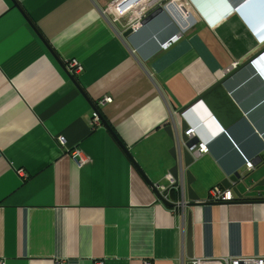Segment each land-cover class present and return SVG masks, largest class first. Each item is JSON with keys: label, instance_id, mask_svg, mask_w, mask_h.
<instances>
[{"label": "crops", "instance_id": "1", "mask_svg": "<svg viewBox=\"0 0 264 264\" xmlns=\"http://www.w3.org/2000/svg\"><path fill=\"white\" fill-rule=\"evenodd\" d=\"M116 1L0 0V262L186 264L188 213L194 259L264 260V0H181L197 22L167 48L170 15L124 38ZM195 102L192 187L204 201L240 173L241 198L166 208V128Z\"/></svg>", "mask_w": 264, "mask_h": 264}, {"label": "built area", "instance_id": "2", "mask_svg": "<svg viewBox=\"0 0 264 264\" xmlns=\"http://www.w3.org/2000/svg\"><path fill=\"white\" fill-rule=\"evenodd\" d=\"M109 11H113L117 17L126 18L129 17V27L128 29H138L143 21L152 13L156 12L157 10H162L163 12L170 15L172 20L176 23L177 27L180 30L179 35L174 36L171 39V42H175L181 36L182 32L190 30L193 26L196 25V16L190 10L189 6L185 1L181 0H118L112 6L109 7ZM179 11H183L185 16L179 14ZM186 23L187 27L183 29V24ZM171 44H166L164 48H167ZM237 65H233L230 69H227L224 72V75L231 73L234 69H236ZM67 69L73 76H78L82 72V65L76 59H72L67 63ZM112 100L110 98H105L102 103H111ZM92 127H97L100 125V116L98 112H95L93 115ZM178 127V126H177ZM185 136H187L190 140L196 139L195 130L190 128L185 132ZM177 138V154H176V164L180 167V179L184 178V169L182 166V157L180 153V145H182V132L177 131L176 133ZM60 145H65V139L63 137L59 138ZM192 158L194 160L202 157L209 153V146L204 142H197L195 143L192 148L190 149ZM73 157H79V163H85L86 161L82 158V155L78 151H74L72 153ZM246 169L248 171H253L255 169V163L253 161H247ZM170 188H174L178 190L179 193L182 192L183 189V182L182 180H176L173 175L169 176ZM157 187V186H156ZM165 191V190H164ZM162 191L161 193H163ZM183 193V192H182ZM235 201V196L233 190L225 189L220 186H215L211 188L208 192V197L206 200L201 201L202 204H224L230 203ZM244 263H256V264H264V260H244ZM240 261H225V264H239ZM0 264H4L0 262ZM150 264V263H146ZM183 264H185L183 262ZM186 264H211V260H204V259H189Z\"/></svg>", "mask_w": 264, "mask_h": 264}, {"label": "water", "instance_id": "3", "mask_svg": "<svg viewBox=\"0 0 264 264\" xmlns=\"http://www.w3.org/2000/svg\"><path fill=\"white\" fill-rule=\"evenodd\" d=\"M162 13H163V11L160 9L157 10L156 12L152 13L143 21L142 25L143 26L148 25L150 22H152L153 20L158 18V16H160ZM134 31H135V29H128L124 33V38L129 37L132 33H134ZM171 43L172 42L170 40L167 43H165L164 45H162V47L164 48V46L166 44H171ZM263 53H264V47L261 49L259 54H263ZM253 62H254V58L249 59L244 65H240V66L237 65L234 72L241 70L242 68H244L247 65L252 64ZM197 103L198 102H195L194 104H192L188 107H184L183 109H180L177 113L178 117L182 120L181 127H180L181 132H182V145H180L179 151H180L181 157H182V166L184 169V174H183L184 178L180 179V173H179L180 167L177 164L171 170V174L173 175V177L176 180H182V182H183L182 192L183 193L182 192L179 193L178 190L175 189L177 184L174 186V188H169L166 191H164L163 193L157 191L158 199L166 208L184 210V209L204 205V204L200 203L201 202L200 198L198 197V195L196 194V192L194 191V189L192 187L194 182H195V178L189 170L190 166L194 163V159L192 158L190 149L192 148V146L195 143L199 142V140L197 138L194 140H190L187 136H185V132L189 129V125H188L185 117L189 114V112L191 110H193L192 108ZM177 129H178V127H177L175 122H171L170 125L166 128V133L169 136V138L171 139V141L173 142V148L171 149L170 154L172 155L173 159H175V161H176V154H177V150H178L177 138H176V133L178 131ZM244 180H245V178L242 175H240V173H235L229 179L225 180L222 183V185L225 187V189L233 188L232 189L233 193L239 199V198H241L240 197L241 193L238 189V185L240 183H243ZM258 186L264 187V180H262L258 184ZM171 194H175L177 196L178 202L173 203L169 200V196ZM186 199H188L189 201H186ZM224 204H227V203H224ZM186 250H187V254H188L189 259H192L194 254H193L192 214L191 213H188ZM243 263H244L243 261H240L239 264H243Z\"/></svg>", "mask_w": 264, "mask_h": 264}, {"label": "bare ground", "instance_id": "4", "mask_svg": "<svg viewBox=\"0 0 264 264\" xmlns=\"http://www.w3.org/2000/svg\"><path fill=\"white\" fill-rule=\"evenodd\" d=\"M178 13L181 14L184 18L185 13L183 11H179ZM183 26H184L183 29H185V27H187L186 23H184Z\"/></svg>", "mask_w": 264, "mask_h": 264}]
</instances>
